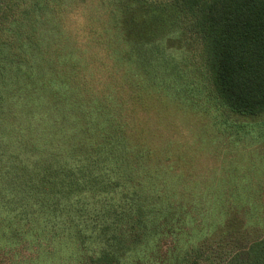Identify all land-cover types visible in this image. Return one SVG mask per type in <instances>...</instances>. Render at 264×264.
Masks as SVG:
<instances>
[{
    "label": "trees",
    "instance_id": "16d2710c",
    "mask_svg": "<svg viewBox=\"0 0 264 264\" xmlns=\"http://www.w3.org/2000/svg\"><path fill=\"white\" fill-rule=\"evenodd\" d=\"M84 1L0 0V82L8 71L19 78L27 72L39 76L37 87L16 89L11 104L23 109L31 124H43L42 144L51 164L45 180L53 186L45 211L31 206L23 213L3 214L15 229L2 232L0 264H215L210 253L217 248L226 256L221 264H264V183L215 184L157 195L133 179L152 165L171 167V156L150 158V141L135 120L125 118L118 86L108 81L88 93L76 84H59L39 60L42 40L60 39L66 16ZM95 1L94 9L114 23L112 35L124 50L108 47V66L101 67L123 73L121 83L145 87L154 74L157 94L152 98L167 104L175 84L171 61L175 48L182 50L171 46L185 41L186 47L193 39L218 101L236 114H264V0ZM74 38L61 58L63 70L70 72L76 71L70 62L81 59ZM93 38L102 49L103 43ZM131 46L154 55L153 72L139 70L127 53ZM2 93L0 89V99ZM59 93L62 99L56 104ZM14 118L1 127L0 143L3 132L20 123ZM40 151L41 145L27 159L33 171L17 158L21 151L10 158L15 173L21 171L12 184L22 186L23 196L33 194ZM2 193L12 195L5 189Z\"/></svg>",
    "mask_w": 264,
    "mask_h": 264
},
{
    "label": "rangeland",
    "instance_id": "374dc122",
    "mask_svg": "<svg viewBox=\"0 0 264 264\" xmlns=\"http://www.w3.org/2000/svg\"><path fill=\"white\" fill-rule=\"evenodd\" d=\"M96 2L84 1L75 9L74 14L66 16L65 25L62 23L60 27L64 36L62 35L60 39L51 37L42 40L40 50L42 55L39 60L45 67L50 68L49 72L54 74L59 84H76V87L85 88L88 93L103 89L108 81L118 86L116 91L120 97L125 98L123 108L125 118L135 120L137 125L141 126L143 135L150 141L151 153H148L150 158L154 159L163 153L171 156V167L152 165L139 172L133 181L152 187L157 195L180 192L185 188L190 190L205 188L215 184L264 183V114L258 116L236 114L218 101L200 59L199 45L193 39L186 47H183L185 41L171 46L182 47V50L177 48L176 51L173 50L175 57L172 59L175 62L171 61V74L174 76L175 84L171 86L169 94L171 101L167 104L156 102L152 98L157 94L153 86L156 83L154 74H151L145 87L121 83L119 77L123 73L120 74V71L111 73L105 66L103 67L106 70L101 67V63L108 66V60H105V55L110 51L108 47L113 46L123 53L124 50L118 47L120 41L112 35L114 23L107 18L105 12L94 9L97 6L94 5ZM92 14L95 15L94 18L90 17ZM64 27L68 31H65ZM172 28L177 29L176 25ZM74 36L78 38L76 42L80 45L78 55L81 59L78 62H70L76 69L70 72L63 70L65 67L61 58L63 51L70 49V42ZM92 36L103 43L102 49L100 43H95ZM127 53L134 59L140 71L142 69L143 72H146L145 70L153 72L150 64L155 59L154 55L142 54L138 46H131ZM15 74L11 71L6 72V78L0 82V89L3 92L2 100L0 99V131L12 118L16 117L13 119H16L15 124L21 120L10 133L3 132L4 143H0V238L3 231L11 232L15 229L14 221L6 219L3 214L9 211L18 214L21 209L25 210L31 206L45 211L47 192L53 188L48 186L45 180L46 168L51 164L46 163L44 154L45 145L42 143L46 142V136L43 124L38 122L39 126L31 124L23 114V109L15 105L16 109L11 104L16 89H23L22 86L27 85V90H30L37 87L41 80L34 72H27L21 78ZM56 89L55 85L53 90ZM45 90L47 88L41 92ZM60 99L62 93L56 94L53 101L58 104L57 100ZM189 100L202 110L194 105L191 107ZM60 114L59 110L55 117ZM36 132L40 133V138ZM15 143L18 147L13 145ZM40 145L42 153L37 155L35 161V166L39 170L37 183L31 190L33 192L31 197L28 194L23 196L22 186L12 184V180L21 171L17 170L15 173L13 163L15 161L10 158L21 151L17 158L19 160L21 158L30 170L29 167L32 169L34 164H29L31 160L27 159L33 154L31 150L37 151ZM57 159L58 155L52 158L54 162ZM3 189L5 192L12 191V195L3 194ZM143 192L148 193V188L143 187ZM152 198L154 200L156 196ZM16 202H19L17 206L13 204ZM38 230L42 231V227ZM211 250L213 252L210 253V257H214V263L221 264L226 256L219 248Z\"/></svg>",
    "mask_w": 264,
    "mask_h": 264
}]
</instances>
